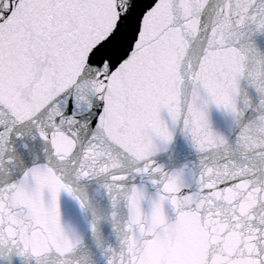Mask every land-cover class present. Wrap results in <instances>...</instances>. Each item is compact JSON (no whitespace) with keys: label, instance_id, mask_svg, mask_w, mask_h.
Instances as JSON below:
<instances>
[{"label":"snow or ice","instance_id":"obj_1","mask_svg":"<svg viewBox=\"0 0 264 264\" xmlns=\"http://www.w3.org/2000/svg\"><path fill=\"white\" fill-rule=\"evenodd\" d=\"M0 264H264V0H0Z\"/></svg>","mask_w":264,"mask_h":264}]
</instances>
